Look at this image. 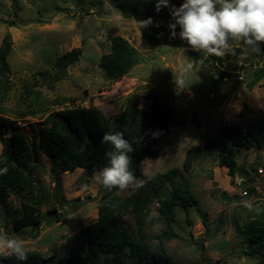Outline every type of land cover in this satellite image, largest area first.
<instances>
[{
    "label": "rangeland",
    "instance_id": "374dc122",
    "mask_svg": "<svg viewBox=\"0 0 264 264\" xmlns=\"http://www.w3.org/2000/svg\"><path fill=\"white\" fill-rule=\"evenodd\" d=\"M183 2L169 0V7L157 12V0H0V44L7 33L13 39L7 58L12 87L4 110L16 118L30 141L39 138L43 121L52 111L95 106L112 119L132 100L150 112L160 100L172 121L181 123L169 126L161 135L154 146L158 156L141 165L137 184L119 189L114 196L81 169L70 173L54 170L43 152L26 165L19 163L22 172L31 176L26 177L24 189L10 191L6 204L0 203V234L22 239L28 259L0 257V264H71L84 257L88 239L81 230L97 221L103 205L113 207L125 231L144 246L152 258L147 264H158L154 254L168 256L173 264H259L264 260V254H244L253 235L264 234V144L259 148L254 142L251 149L240 148L234 180L227 168L219 166L215 149L204 150L188 171L183 167L192 146L228 143L221 136L222 126L244 130L264 126V48L261 45L260 53L250 54L242 43H233L232 47L243 49L242 55L233 60L226 54L207 57L194 72L192 84L178 88L174 76L180 66L188 58L202 56L180 39L179 26L177 35H171L170 7ZM149 17L153 25L140 28L137 21ZM114 36L125 38L141 53L140 63L117 81L106 79L99 66L100 58L111 52ZM73 49L82 53L66 79L54 88L40 81L33 87L39 93L35 104L20 103L24 84L32 82L38 72L53 73L56 58ZM244 104L251 113L241 117ZM26 110L36 114L19 119ZM174 170L178 174L170 182L157 181L158 192L139 217L133 207H121L142 184ZM173 188L181 189L183 195L187 191L197 204L187 209L175 207L170 216L162 215L160 201L167 200ZM245 191L249 193L244 195ZM223 193L233 198L226 199ZM24 203L39 209V226L15 228V213ZM49 218L52 222L47 225ZM164 231L178 237L164 239L160 246L158 237ZM99 262L145 263L128 251L120 257L101 255Z\"/></svg>",
    "mask_w": 264,
    "mask_h": 264
},
{
    "label": "trees",
    "instance_id": "16d2710c",
    "mask_svg": "<svg viewBox=\"0 0 264 264\" xmlns=\"http://www.w3.org/2000/svg\"><path fill=\"white\" fill-rule=\"evenodd\" d=\"M261 45L264 48V44ZM12 47V35L7 33L0 44V144L2 146L0 169H7L5 174H0V203L2 204H6L10 191L18 192L24 189L26 177L31 176V173L22 172L18 167L19 163L26 165L40 152L50 157L54 170L70 173L81 169L91 179L94 172L108 166L109 160L106 153L113 150L112 145L102 143V136L105 133L122 132L135 149L131 154L133 158L131 167L137 177L144 162L157 158L158 152L154 146L161 135L168 130L169 126L178 127L181 125L179 121H172L170 112L160 100L155 101V108L151 112L140 108L137 100H132L112 119H107L95 106L52 111L43 121L45 127L41 128L39 138L30 141L21 131L22 127L17 123L16 118H10L4 110V104L8 100V94L12 87L9 77L11 67L7 60ZM232 49V52L226 53L228 60L236 59L243 54V49L240 47H232ZM81 53V49H73L56 58L53 73L46 71L34 74L32 82L24 84V93L19 102L30 103L32 101L33 106L35 97L39 94L33 87L38 86L40 81H44L49 88H54L57 82L66 79L68 69L79 62ZM140 61L141 53L137 48L125 38L114 36L111 40V52L100 58L99 66L106 79L117 81L127 75ZM39 103L42 104L43 101ZM249 113L251 111L248 110L247 104H244L240 116L244 117ZM29 114L35 115L36 112L26 110L19 114L18 118L24 119ZM5 134L9 136L5 137ZM221 136L228 141L227 144L222 145L210 141L206 142L203 147L192 146L185 156L184 170L188 171L194 160L198 159L204 150L215 149L219 153V166L227 168L228 176L234 180L238 151L243 147L251 149L254 142L259 148L263 147L264 126L244 130L236 125H225L221 128ZM176 174H178L176 170L167 174H157L158 176L154 180L145 182L133 194L124 199L121 207H133L139 217L151 197L156 196L157 181L170 182ZM118 190L119 188L116 187L110 188V196L116 195ZM186 193L183 195L181 189L173 188L171 196L167 200L160 201L159 212L162 215L170 216L175 207L181 206L183 209H187L197 204L195 198L187 191ZM246 193L249 192L246 191ZM107 196L103 199H106ZM223 196L230 199L226 193H223ZM41 221L42 215L39 209L30 203H24L22 210L15 213L16 229L26 226L36 227ZM81 232L88 239L84 257L71 262V264H100L101 255L106 258L120 257L125 251H128L132 258H137L141 262L145 261L144 264L152 259L144 246L135 242L132 235L125 231L114 208L108 205L100 207L97 221L82 229ZM177 237L175 232L164 231L158 237L160 246L164 239ZM263 243L264 234L253 235L244 254L248 257L262 256L264 254ZM154 257L158 264H173L168 256L154 254ZM3 259H6V262L9 260L8 258ZM259 264H264V260Z\"/></svg>",
    "mask_w": 264,
    "mask_h": 264
},
{
    "label": "clouds",
    "instance_id": "9594fccd",
    "mask_svg": "<svg viewBox=\"0 0 264 264\" xmlns=\"http://www.w3.org/2000/svg\"><path fill=\"white\" fill-rule=\"evenodd\" d=\"M169 7V0H157L156 11ZM172 37L177 35L195 52L199 59L188 58L174 76V83L180 89L188 88L194 72L209 56L223 57L232 52L233 43H242L247 53L258 54L264 44V0H184L176 7H170ZM140 28L153 25L151 17L137 21ZM102 143L110 144L113 150L106 156L109 164L93 173L94 182L104 188L121 190L135 186L137 177L132 170V153L135 149L122 132L105 133ZM7 169H0L5 174ZM251 209L252 205L245 202ZM0 257H14L20 261L28 259V250L22 239L0 234Z\"/></svg>",
    "mask_w": 264,
    "mask_h": 264
},
{
    "label": "built area",
    "instance_id": "2783aa9c",
    "mask_svg": "<svg viewBox=\"0 0 264 264\" xmlns=\"http://www.w3.org/2000/svg\"><path fill=\"white\" fill-rule=\"evenodd\" d=\"M258 172H259L260 174H263V169L259 168V169H258ZM244 195H247L246 191L244 192Z\"/></svg>",
    "mask_w": 264,
    "mask_h": 264
},
{
    "label": "water",
    "instance_id": "95a60500",
    "mask_svg": "<svg viewBox=\"0 0 264 264\" xmlns=\"http://www.w3.org/2000/svg\"><path fill=\"white\" fill-rule=\"evenodd\" d=\"M51 222H52V221H51V219L49 218V219H48V222H47V225H50Z\"/></svg>",
    "mask_w": 264,
    "mask_h": 264
},
{
    "label": "crops",
    "instance_id": "0c3cea01",
    "mask_svg": "<svg viewBox=\"0 0 264 264\" xmlns=\"http://www.w3.org/2000/svg\"><path fill=\"white\" fill-rule=\"evenodd\" d=\"M238 152H239V151H238ZM237 154H238V153H237ZM236 157H237V155H236ZM224 168H225V167H224ZM229 186H230V185H229ZM230 188H231V187H230ZM233 188H234V187H233ZM228 197H230V199L233 198V196H230V195H229Z\"/></svg>",
    "mask_w": 264,
    "mask_h": 264
}]
</instances>
